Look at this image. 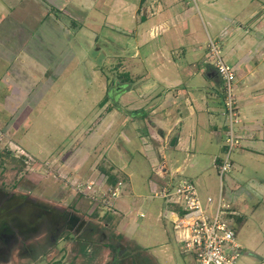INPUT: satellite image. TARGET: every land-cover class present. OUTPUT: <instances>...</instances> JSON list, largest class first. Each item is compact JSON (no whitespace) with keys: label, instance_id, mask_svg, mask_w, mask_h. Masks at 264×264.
<instances>
[{"label":"rangeland","instance_id":"374dc122","mask_svg":"<svg viewBox=\"0 0 264 264\" xmlns=\"http://www.w3.org/2000/svg\"><path fill=\"white\" fill-rule=\"evenodd\" d=\"M174 1L181 24L162 42L157 35L134 49V30L142 24L133 16L135 0H0L6 9L0 15V238L10 235L15 244L0 253V264H106L113 255L108 243L131 253L139 245L155 264H196L175 239L166 203L153 197L181 178L193 181L203 199L216 200L221 191L241 247L235 264H264V130L253 129L254 139L237 135L245 121L259 118L264 127V86L258 99L243 105L247 113L238 115L236 104L239 145L221 176L229 125L225 85L205 75V63L212 64L209 40L233 67L232 46L237 59L260 55L264 0ZM240 82L235 76L231 83L236 97ZM189 93L193 114L183 98ZM150 105H159L156 115ZM177 117L182 123L166 141L158 139L150 122L159 119L167 131ZM178 133L180 145L168 147ZM162 161L167 168L158 167ZM84 166L92 177L84 176ZM109 167L123 187L107 222L106 212L75 185L107 183ZM50 207L58 212L49 221ZM64 212L81 226L59 216ZM82 225L97 229L87 252L75 242ZM121 256L131 264L127 250Z\"/></svg>","mask_w":264,"mask_h":264},{"label":"built area","instance_id":"2783aa9c","mask_svg":"<svg viewBox=\"0 0 264 264\" xmlns=\"http://www.w3.org/2000/svg\"><path fill=\"white\" fill-rule=\"evenodd\" d=\"M208 49L211 65L224 83L226 93L224 115L229 125L223 146L224 159L217 168L222 176L230 170V153L239 145V138L233 128V124L237 123L238 113L231 86L235 79V68L222 58L221 49L215 42L209 40ZM25 155L27 156L26 153ZM217 162L218 159H214V163ZM122 187L123 183L120 180L113 185L105 182L102 184L98 180L75 185V189L91 201L90 204L108 213H117L116 202L121 195ZM153 197L166 203L169 214L167 219L172 225L175 239L185 252L194 256L196 264H235L241 247L227 218L230 213L226 210L221 191L216 200L210 196L203 199L193 181L181 178L174 185L169 183L160 188ZM143 216L141 213L140 217Z\"/></svg>","mask_w":264,"mask_h":264},{"label":"crops","instance_id":"0c3cea01","mask_svg":"<svg viewBox=\"0 0 264 264\" xmlns=\"http://www.w3.org/2000/svg\"><path fill=\"white\" fill-rule=\"evenodd\" d=\"M4 1V3H7L6 0H2ZM135 4L132 5V12H133V16L134 19L137 20L140 17V20L142 21V24L140 25V27H136L134 30V37L131 40V44H133L134 49H137L139 47V44L142 43V41L144 43H147L149 41L154 40V37H156L157 35L159 37H161L160 41H163V37L167 34V32H169L171 30V27L175 28L177 27L179 24H181V21H177V17H178V13L174 12L177 9V4L176 1L174 0H135ZM124 5V10L127 9H131V3L130 2H122ZM6 9H4L3 7H1L0 5V15L5 12ZM153 18V20H152ZM154 18H156L158 20L157 23H155L154 25L151 24L149 28H146L144 26H146V22L149 24V21H154ZM146 21V22H143ZM236 21L234 20L231 21V23H235ZM117 23H120L117 21ZM144 25V26H143ZM170 28V29H169ZM140 29V31H139ZM139 36V38H137ZM139 39L141 40V42L139 41ZM151 39V40H150ZM164 44H166L164 42ZM263 45V46H262ZM238 49L240 50L239 46ZM256 50H259L260 55L256 56V58H250V57H245L243 59H241L240 57H238L237 59V55H236V50L233 48V46L231 47V53L236 57V62L234 65L235 67V76L239 77V80L241 81V92L239 94V97H236L235 95V99H236V104L238 107V112L240 115L241 113H243L245 111V107L243 106L244 104H251L253 102V100H255L256 98L258 99V96L260 91L259 90L261 87L264 86V44L260 42L259 47L256 48ZM262 51V52H261ZM253 53H255L253 51ZM251 52V55L253 54ZM231 54V55H232ZM255 59V64L254 66H252L250 64L251 60ZM163 64V63H162ZM161 64V65H162ZM206 64V69H205V75L207 78L209 79H215L217 82L221 81L219 76L216 73L215 68L211 65V64ZM167 66L166 64H164V67ZM176 68L178 69V65H175ZM245 67H247L248 69H245ZM175 83H181L180 80L175 81ZM186 83V82H185ZM183 86L184 89H186L187 87L185 86V84H181ZM187 85V84H186ZM263 85V86H262ZM177 87V85H176ZM262 89V88H261ZM250 92H256V96H252ZM175 100L176 99H180V95H175L174 96ZM185 99V101L190 102L189 105V109L191 114H193V112H197V108L194 104V101H192V98L190 97V93L187 94V97H183ZM187 102V103H188ZM197 101H195L196 103ZM210 101H207V103H210ZM189 104V103H188ZM160 105V104H159ZM158 106L156 105H150L149 106V113L156 115L155 113H157L158 110ZM171 106V105H170ZM178 106V104L176 105V107ZM208 106V104H207ZM194 107V108H192ZM210 109L213 108V106L209 107ZM160 109V107H159ZM163 112L166 111L165 109L162 110ZM178 111V109H177ZM207 111L210 112V110ZM247 113V111H245ZM190 114V113H189ZM190 114V115H191ZM165 116V121L167 120V116L169 115V112L163 114ZM264 115V113H263ZM237 124L240 123V120H237ZM167 123V122H166ZM177 123H182L181 118H176L175 122L168 123V126H164V127H168L167 131L161 126V121L157 118H154L153 121L150 122V127L151 129L155 130L158 134V139L162 138L164 141H166L167 138V134L176 127ZM264 127H262L260 119L257 118L255 120H249V121H245L242 123V125L240 126V131L242 134L238 133L237 135L240 138V141L243 138H248V139H254L255 138V130L261 132ZM237 130H235V133ZM261 135H263V133L261 132ZM225 136H226V132H225ZM224 136V138H225ZM176 138V142L174 146H170L171 141L167 144L168 147H176L178 145H180L181 143V138H180V133L177 134V136H175ZM225 140V139H224ZM153 141H156V139H154ZM157 146L161 147L162 143L156 141L155 142ZM165 147V146H164ZM166 166L167 165L165 163V161H162L159 166ZM157 167V168H158ZM164 169V168H163ZM83 174L84 176H87L89 174H91L90 169L88 168V166H84L83 167ZM167 170V169H166ZM95 172L92 171L91 177ZM240 217V216H239Z\"/></svg>","mask_w":264,"mask_h":264},{"label":"trees","instance_id":"16d2710c","mask_svg":"<svg viewBox=\"0 0 264 264\" xmlns=\"http://www.w3.org/2000/svg\"><path fill=\"white\" fill-rule=\"evenodd\" d=\"M126 77V79H128V74L126 73H123L121 75V78ZM107 101V97L105 96V98L101 101L100 103V106H103L105 104V102ZM114 169H112L111 167H109V169L107 171H104V173L106 174L107 176V184L109 185H113V184H116L118 182L116 176L112 173ZM55 212H58V210L55 208H51L50 207V210L48 211L49 215H50V218H49V221L52 217V214H55ZM63 214L67 215L69 217V222H71V225H73V223L76 225L79 224L80 225V222H79V218L76 216H71L70 214H67L66 212L64 213H60L59 216L60 217H63ZM106 217H105V220L107 222L113 220V216L106 212ZM105 216V215H104ZM54 220V218H53ZM236 222L238 225H242L243 223V219L241 217H237L236 219ZM96 228L93 227V226H84L82 225V228H81V237H77L75 238V242L76 243H79L80 244V248H81V252H84L86 250L87 247H92V245L94 244V241H92L90 239V236L91 234H93L94 232L97 231V229L95 230ZM97 234V232H96ZM121 240L123 238H120ZM120 244L117 243V244H112V243H108L107 246L110 247L111 251L113 252V255H112V260L107 262L106 264H123L122 262V251L123 250H127L128 254H130V258L132 259L131 261V264H155L153 261H151L149 258L147 257H142L141 253L143 251V248L141 246H136L134 247V250H133V253H131V251L126 248V247H121L119 246ZM79 252V251H78ZM87 252V251H85ZM80 254H83V253H80Z\"/></svg>","mask_w":264,"mask_h":264},{"label":"flooded vegetation","instance_id":"af4514ba","mask_svg":"<svg viewBox=\"0 0 264 264\" xmlns=\"http://www.w3.org/2000/svg\"><path fill=\"white\" fill-rule=\"evenodd\" d=\"M68 221H70L68 219ZM4 234L0 235V237H3ZM6 239H3V238H0V243H2L4 246L3 247H0V253H3V252H7V248L9 249L12 245H15L14 243H11L12 241V238L10 237V235H5ZM19 239L20 238H17V242H19ZM7 241V243H6ZM2 248H5V249H2Z\"/></svg>","mask_w":264,"mask_h":264},{"label":"water","instance_id":"95a60500","mask_svg":"<svg viewBox=\"0 0 264 264\" xmlns=\"http://www.w3.org/2000/svg\"><path fill=\"white\" fill-rule=\"evenodd\" d=\"M175 142H176V138L174 137V138L171 140L170 146H174V145H175Z\"/></svg>","mask_w":264,"mask_h":264}]
</instances>
